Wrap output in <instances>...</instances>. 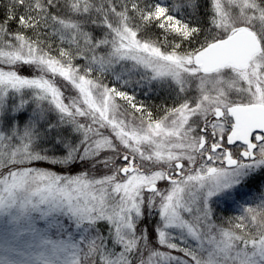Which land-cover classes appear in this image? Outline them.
I'll list each match as a JSON object with an SVG mask.
<instances>
[{
  "label": "snow or ice",
  "instance_id": "6c2138e0",
  "mask_svg": "<svg viewBox=\"0 0 264 264\" xmlns=\"http://www.w3.org/2000/svg\"><path fill=\"white\" fill-rule=\"evenodd\" d=\"M0 218V264H264V0H0Z\"/></svg>",
  "mask_w": 264,
  "mask_h": 264
},
{
  "label": "rangeland",
  "instance_id": "374dc122",
  "mask_svg": "<svg viewBox=\"0 0 264 264\" xmlns=\"http://www.w3.org/2000/svg\"><path fill=\"white\" fill-rule=\"evenodd\" d=\"M219 215H223V212L218 213ZM229 215H234V213H229ZM12 225H9L6 223V218H0V243H3L4 240H11V230H12ZM53 239H57L58 237L53 236ZM63 238V237H59ZM78 239V234H73L71 242H75ZM22 240H27V237L22 238ZM25 251L26 255L28 252H35V249H21ZM72 249H68L65 252H60L58 253L60 260H70L72 258L73 254ZM0 256H9L12 259H23V257L16 256L14 253L9 254L5 253L3 251H0Z\"/></svg>",
  "mask_w": 264,
  "mask_h": 264
},
{
  "label": "trees",
  "instance_id": "16d2710c",
  "mask_svg": "<svg viewBox=\"0 0 264 264\" xmlns=\"http://www.w3.org/2000/svg\"><path fill=\"white\" fill-rule=\"evenodd\" d=\"M223 215H225V213H223ZM223 215H222V216H223Z\"/></svg>",
  "mask_w": 264,
  "mask_h": 264
}]
</instances>
